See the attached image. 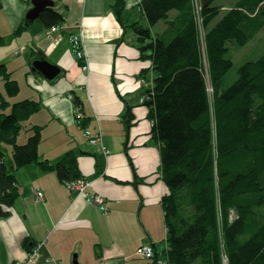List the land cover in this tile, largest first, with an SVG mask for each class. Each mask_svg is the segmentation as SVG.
Here are the masks:
<instances>
[{
	"label": "trees",
	"instance_id": "obj_1",
	"mask_svg": "<svg viewBox=\"0 0 264 264\" xmlns=\"http://www.w3.org/2000/svg\"><path fill=\"white\" fill-rule=\"evenodd\" d=\"M138 1L150 29L139 22L132 27L156 73L145 105L168 189L161 202L169 247L165 263L264 264V54L239 67L238 78L225 84L234 66L232 51L247 47L264 30V0H241L223 15L217 0ZM124 2L115 0L114 6L121 22ZM42 18L49 27L64 21L53 9ZM162 22L168 29L153 34ZM5 43L0 36V47ZM0 77L5 86L0 216H7L20 195L19 168L36 164L65 184L83 176L74 150L56 162L41 157L42 127L22 132L41 103H10L20 85L6 65L0 66ZM124 119L133 123L131 107ZM24 248L30 253L35 243L27 239Z\"/></svg>",
	"mask_w": 264,
	"mask_h": 264
},
{
	"label": "crops",
	"instance_id": "obj_2",
	"mask_svg": "<svg viewBox=\"0 0 264 264\" xmlns=\"http://www.w3.org/2000/svg\"><path fill=\"white\" fill-rule=\"evenodd\" d=\"M33 1L0 0V36L6 38L0 66L6 65L20 85L10 103H41V110L24 124L27 129L42 127L41 157L56 162L67 152H77L81 175L90 184L88 198H103L107 209L68 188L53 171L36 164L19 168V198L7 216H0V264L22 263L28 257L27 239L42 245L38 264H74L70 258L76 253L80 264L167 262L161 202L168 189L160 173L161 151L151 137L149 110L140 103L138 88L139 75L149 66L140 56L138 36L122 25L132 18L129 2L138 7L139 1L125 0L121 22L115 0H52L53 10L64 19L55 33L44 13L27 25ZM77 36L83 40L84 61L73 53L71 41ZM39 59L61 70L55 80L33 70ZM83 64L89 65L88 71ZM0 91L5 93V86ZM79 107L84 124L76 120ZM130 107L131 125L124 119ZM85 129L102 136L109 155L89 144ZM41 191L44 200L38 202ZM142 245L155 248L154 258L136 255Z\"/></svg>",
	"mask_w": 264,
	"mask_h": 264
},
{
	"label": "rangeland",
	"instance_id": "obj_3",
	"mask_svg": "<svg viewBox=\"0 0 264 264\" xmlns=\"http://www.w3.org/2000/svg\"><path fill=\"white\" fill-rule=\"evenodd\" d=\"M130 1H132V0H130ZM247 1L248 0H245V2H247ZM240 3H241V0H217L215 2V5H217L218 7H220L222 9V15H223L228 10H230L231 8L236 7V5H240ZM128 10H129L128 14L132 18H130L129 20H126V22H125V20H123V24L122 25L124 27V30H126V29L129 28V29L133 30V32H134L135 35H137L135 33V31H134V29H133L132 26H133L134 23H138V22L140 24L144 25L146 28H149L150 29V25L147 22V20H146V18L144 16V13H142V9H141V6L140 5H138V7H137V3L134 4L133 2H129V9ZM176 15H177L176 13H173L171 15V17H170V20H173V18ZM169 26L170 25H167L165 22H162L156 28H152L151 31H152L153 34H158V33H160V31H161V33H163V32H165L168 29ZM200 27H201L202 35L204 36V33L205 32H203V28L201 26V22H200ZM53 28H56V30L58 29L57 31L60 30L59 25H55V26L51 27V29H53ZM80 39L82 41V46L80 47L81 48L80 50L83 53V56L82 57L79 56V53H78L79 50H77L75 48L76 47L75 42L71 41V45H72V48H73V53L76 56V59H79L80 61H84L87 58H86V54H85V51H84V48H83V40H82L81 37H80ZM138 42H139V45H140V48H139V50H140V56H141L142 59H144L143 56H142V52H141L142 45L140 44L139 37H138ZM263 54H264V30L247 47L232 51L231 56L233 58L234 66L229 71V74L227 75V77L225 79L226 86L229 87V85H231L238 78L237 71H238L239 67H241L242 65H244L247 62H250L252 60L259 59L260 56H262ZM144 60L146 61V63L148 64L149 67L148 68H145L144 71H143V73L141 75H139L141 78H139V80H138V88H139V93H141V95H140V97H141L140 98L141 99L140 101L141 102L140 103L143 106H146L145 103L149 99L148 97L150 95V91H152L153 88H154L153 86H154V80L156 78L155 77L156 76V73H155V70H154V66H152V62L149 59H144ZM85 66H87L88 67V70H89V65L88 64L87 65L83 64L82 65V69L85 70L84 69ZM88 70H85V71H88ZM208 85H209V94L212 95V92H213L212 86L210 84H208ZM0 87H2V89H4V84L2 83L1 79H0ZM142 89H144V92L142 91ZM12 100L13 99H10L9 98V101L12 102ZM12 103H14V102H12ZM41 108H42V106L40 104L39 109L41 110ZM76 112H78V114H76V116H77V118H76L77 122L79 124H84L83 121L85 119H84V112H82V108L81 107L77 108L76 109ZM148 113H149V111H148ZM26 123L27 122H23V125L26 124ZM152 126H153V124H152ZM152 126H151V129H152ZM26 129L27 128L23 129L22 132L24 133L26 131ZM7 153H8V157H7V159H8V158H10V154H11L9 149H8V152ZM9 209H7V212L9 211ZM39 245L40 244H37L35 246V248H39ZM39 253H41V251H39ZM76 254L73 255V258L72 257L70 258V260H71L70 262L71 263L75 260Z\"/></svg>",
	"mask_w": 264,
	"mask_h": 264
},
{
	"label": "built area",
	"instance_id": "obj_4",
	"mask_svg": "<svg viewBox=\"0 0 264 264\" xmlns=\"http://www.w3.org/2000/svg\"><path fill=\"white\" fill-rule=\"evenodd\" d=\"M57 30H56V28L51 29V33H55ZM72 41L75 42V45H76L75 48L77 50H79L78 51L79 56L82 57L83 53L80 50L81 49L80 47L82 46V41H81L80 37H78V36L74 37L72 39ZM85 65H87V64H85ZM84 69L88 70V67L85 66ZM84 133H85V136H86V138H87V140H88V142L90 144L99 145L100 149H101V152L103 154L109 155V153H110L109 149L107 148L105 143H103L102 137H101L100 134L96 135L93 132H91V130H89V129H85ZM89 185H90L89 182L87 180H85V179H79V180L67 183V187L68 188H70L72 190L73 189L78 190L80 194L86 193V195H88L87 190L89 188ZM42 198H43V193L42 192H38L37 193V199L38 200H42ZM88 201L90 203L95 204V205L96 204L99 205L100 208H102V210H104V211H106V209H107V207L104 205L105 202H104L103 198H101V197H97V196L90 197V198H88ZM41 247H42V245H39V248H34L33 251L28 253V257L26 258V260H24L22 263H18V264H38L39 259L41 257V253H39ZM137 255L139 257L142 256V257H146V258L151 259L154 256V249L152 247H150V246H142L138 250Z\"/></svg>",
	"mask_w": 264,
	"mask_h": 264
},
{
	"label": "water",
	"instance_id": "obj_5",
	"mask_svg": "<svg viewBox=\"0 0 264 264\" xmlns=\"http://www.w3.org/2000/svg\"><path fill=\"white\" fill-rule=\"evenodd\" d=\"M55 5V2L52 0H34L33 1V9L28 12L26 18H27V25L30 23H33L40 15L44 13V11L48 8L53 9ZM33 70L39 73H42L46 79L49 80H55L59 74L61 73V70L58 67H55L47 60H37L33 64ZM77 256L75 257V260L73 261L74 264H80V262L77 261Z\"/></svg>",
	"mask_w": 264,
	"mask_h": 264
},
{
	"label": "bare ground",
	"instance_id": "obj_6",
	"mask_svg": "<svg viewBox=\"0 0 264 264\" xmlns=\"http://www.w3.org/2000/svg\"><path fill=\"white\" fill-rule=\"evenodd\" d=\"M102 137V136H101ZM102 141H103V138H102ZM103 143H104V141H103ZM90 144V143H89ZM92 145V144H91ZM106 145V144H105ZM97 146H99V145H97ZM100 147V146H99ZM110 152V151H109ZM110 154V153H109ZM80 179H83V178H80ZM85 179V178H84ZM79 180V179H78ZM86 180V179H85ZM74 181H76V180H74ZM67 183H69V182H67ZM67 183H66V186H67ZM42 192V191H41ZM43 193V192H42ZM81 195H86V193H84V194H81ZM88 196L86 195V198H87ZM36 200H38L37 199V195H36ZM42 200H44V193H43V198H42ZM42 200H38V202H41ZM87 200H88V198H87ZM89 202V201H88ZM105 202V201H104ZM97 205V204H96ZM99 206V205H98ZM142 246H150V247H152V245H142ZM142 246H140V247H142ZM153 248V247H152ZM140 249V248H139ZM138 249V250H139ZM154 249V256L156 255L155 254V248H153ZM138 250H137V252H138ZM137 252H136V255H137ZM138 256V255H137ZM154 256L152 257V258H154ZM139 257V256H138ZM142 257V256H141ZM142 258H146V257H142ZM151 258V259H152ZM146 259H149V258H146ZM26 260V259H25ZM162 264H166L165 262H162Z\"/></svg>",
	"mask_w": 264,
	"mask_h": 264
}]
</instances>
